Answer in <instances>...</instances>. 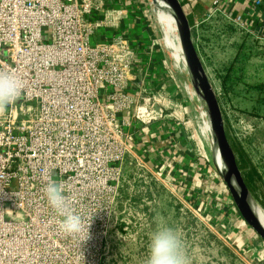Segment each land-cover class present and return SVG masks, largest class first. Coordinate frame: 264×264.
Instances as JSON below:
<instances>
[{"label":"built area","instance_id":"2783aa9c","mask_svg":"<svg viewBox=\"0 0 264 264\" xmlns=\"http://www.w3.org/2000/svg\"><path fill=\"white\" fill-rule=\"evenodd\" d=\"M178 1L209 78L234 54L238 35L227 25L264 43V0ZM113 4L0 0V71L23 83L20 99L0 112V264H101L113 222H123L114 213L127 157L144 180L152 173L177 189L129 152L127 127L145 111L143 89L132 90L142 57L132 36L117 31L129 6ZM145 4L144 18L153 13ZM211 167L216 184L225 186ZM50 171L70 206L85 219L92 215L89 236L59 229L44 193ZM220 196L236 211L227 189ZM237 221L247 241L259 237L241 216Z\"/></svg>","mask_w":264,"mask_h":264},{"label":"rangeland","instance_id":"374dc122","mask_svg":"<svg viewBox=\"0 0 264 264\" xmlns=\"http://www.w3.org/2000/svg\"><path fill=\"white\" fill-rule=\"evenodd\" d=\"M150 18L157 25L153 13ZM163 36L158 32L156 40L161 42L160 46L158 40V45L163 48L169 70L168 77L160 81L162 90L167 94L163 95L164 99L156 97L155 102L167 107L168 112L173 113V119H180L183 134L180 133L185 135L189 147L195 142L196 150L208 153L205 148L207 144L202 140V121L197 117L198 112L184 88L183 75L177 71L174 57L167 48L166 39L173 36L169 31ZM214 76L210 75V79L219 89ZM247 80L253 85L263 83L264 77L253 76ZM175 90L180 94H175ZM263 96L264 91L240 89L230 95V105L224 107L228 113V123L225 122L227 136L236 150L239 168L247 176L246 183L264 215V108L257 104L258 97ZM229 106L234 107L235 111L230 110ZM254 112L257 116L253 115ZM237 115L239 120L236 119ZM127 159L114 213L123 222L113 218L115 223L108 232L101 264H145L150 237L161 223L178 232L190 264H264V256L260 254L264 255L261 247H264L263 240L257 237L247 241L250 236L242 233L241 225L244 224L237 221L240 214L233 210L229 200H221L220 192H216V184L203 182L204 186L200 184L194 190L179 194L174 187L156 180L152 173L146 172L144 180L139 176L142 169L135 162L129 163V157ZM256 241H260L258 246L248 250L252 247L251 242L257 244ZM253 254L256 255L255 259H252Z\"/></svg>","mask_w":264,"mask_h":264},{"label":"crops","instance_id":"0c3cea01","mask_svg":"<svg viewBox=\"0 0 264 264\" xmlns=\"http://www.w3.org/2000/svg\"><path fill=\"white\" fill-rule=\"evenodd\" d=\"M111 1L115 7L129 6L132 13L127 19L122 20L120 29L117 31L132 36V46L141 53L142 57L132 90H137V87L143 89L142 94L145 100L141 103L145 111L137 112L138 118L134 117L131 125L127 127L130 154L139 155L153 172L160 174L166 182L174 183L179 194L189 189L194 190L203 182H207L209 185L212 182L215 186L216 178L211 167L209 152L204 153L196 150L195 142L192 147H189L185 135H182L180 119H173V113L168 112L167 107L159 106L155 102L156 97L159 99L167 94L162 90L160 81L168 77L169 70L164 60V54L156 40L159 32L157 31L159 30L158 26L150 16L144 18L141 15V12L147 9L145 0H138L140 6L134 0H131L132 2L130 0ZM108 31L114 32V29L110 28ZM247 64V73L249 74L247 79L253 76L264 77V60L261 57L248 59ZM177 92L175 90L174 93L180 94ZM180 99L183 103V98L180 97ZM257 104L264 108V104L259 102ZM178 107L180 108V106ZM202 140L204 139L202 138ZM203 142L206 144L205 141ZM206 146L205 148L208 149ZM215 187L216 192H220L217 189L223 190L222 185L216 184ZM261 247L264 251V247Z\"/></svg>","mask_w":264,"mask_h":264},{"label":"water","instance_id":"95a60500","mask_svg":"<svg viewBox=\"0 0 264 264\" xmlns=\"http://www.w3.org/2000/svg\"><path fill=\"white\" fill-rule=\"evenodd\" d=\"M149 2L162 38L163 31L158 17L159 13L168 14L174 21L190 81L203 105L207 130L205 137L202 135L207 144L211 164L224 182L243 221L264 242V218L261 213L263 209L252 194L239 168L236 154L226 133L225 120L216 90L193 44L189 20L178 0H149Z\"/></svg>","mask_w":264,"mask_h":264},{"label":"clouds","instance_id":"9594fccd","mask_svg":"<svg viewBox=\"0 0 264 264\" xmlns=\"http://www.w3.org/2000/svg\"><path fill=\"white\" fill-rule=\"evenodd\" d=\"M22 91L23 83L18 76L0 71V112L16 103ZM53 177L51 171L45 177L44 193L48 204L59 217V229L69 236L85 232L89 236L92 215L85 219L71 207L63 182ZM145 264H190L184 242L175 229L163 223L158 225L150 237Z\"/></svg>","mask_w":264,"mask_h":264},{"label":"trees","instance_id":"16d2710c","mask_svg":"<svg viewBox=\"0 0 264 264\" xmlns=\"http://www.w3.org/2000/svg\"><path fill=\"white\" fill-rule=\"evenodd\" d=\"M226 32L229 34H237L238 40L232 42V47L234 48V54L228 62V65L225 66L221 71H216L215 77L219 84V90L217 93L218 101L220 104V108L226 123H228V116L226 114V109L224 105H230V95L235 93L240 89H248V90H256L258 92L264 91V83H254L253 85L247 81L249 74L247 73V60L262 58L264 60V43L260 42L257 39L251 38L245 32L240 31L239 29L233 27L232 25H227ZM263 101V102H262ZM257 102L260 104H264V96L258 97ZM224 107V108H223ZM230 110L235 111L234 107H230ZM257 110V108H256ZM245 112V111H243ZM246 114L248 111L245 112ZM252 114V113H251ZM253 115L257 116V113H253ZM236 119L239 120V116H236ZM230 143L234 152H236L234 145L231 140ZM241 143V141H240ZM239 163V162H238ZM244 179L247 177L246 174L242 173ZM246 181V180H245ZM226 189L223 186V190ZM221 191L220 189H217ZM120 194V191H119ZM263 257V253H261ZM259 253L257 254V256ZM256 255L253 254L252 259H255Z\"/></svg>","mask_w":264,"mask_h":264},{"label":"bare ground","instance_id":"6f19581e","mask_svg":"<svg viewBox=\"0 0 264 264\" xmlns=\"http://www.w3.org/2000/svg\"><path fill=\"white\" fill-rule=\"evenodd\" d=\"M158 17H159V20L161 22L163 35H164V33L167 34V31H169V32H171V34L173 36L171 38L166 39L168 41L167 48H169V51L171 52V54L174 57V63H175L176 68L178 69V70L177 69L176 70L179 71V73H181L183 75L186 92H187L189 98L193 102V104H194V106L198 112L197 117H198V119H201V121H203V123L200 122V126H202L203 135H204L206 133V130H207V125H205V121H204L205 117H204L203 105H202L200 99L198 98V96L194 90V87L190 81V78H189V75L187 72V68H186V63H185L182 47H181V41H180L179 35L177 33L176 26L174 24V21L172 20V18L168 14L160 12ZM204 137H205V135H204ZM261 213H262V216L264 218L262 211H261Z\"/></svg>","mask_w":264,"mask_h":264}]
</instances>
